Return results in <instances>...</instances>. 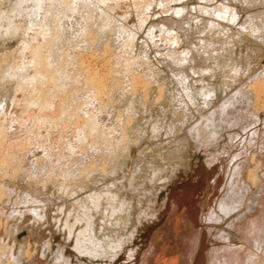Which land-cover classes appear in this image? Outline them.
<instances>
[{"label":"rangeland","instance_id":"374dc122","mask_svg":"<svg viewBox=\"0 0 264 264\" xmlns=\"http://www.w3.org/2000/svg\"><path fill=\"white\" fill-rule=\"evenodd\" d=\"M12 1L13 0H4L3 2H1L2 9H5L7 7L6 10L7 12H9V10L12 9ZM92 1L86 0L85 5L83 4V6L90 7V9H88V7L87 10L85 7L82 8V2H74L76 5L73 3L71 6L72 8L69 6L70 8L68 7L67 9V7H64L63 9L64 5L61 4L60 6V3L58 4V0L52 8V11L54 12L55 10H57L58 4L60 11L62 10L61 14L66 10V12L62 15L60 14V11L59 14L56 13L57 17H60V19L57 21L58 23L56 22L57 24L60 23L58 25V28L61 29L63 27L64 29H62V33H64V36H62V33L60 31V36L63 40L61 38L59 40L60 42H55L53 40L55 42L53 46L51 37L48 38L51 39L52 42L50 40L49 41L51 42L53 47H51V44H48L47 42V44L49 45H47L48 51H43L44 56L46 55L45 57L43 56L44 58L49 55V57H47V63L52 64H49L48 66L45 63L47 69L49 68V70L46 69V73H48L44 75V78L46 79L47 77L45 76H48L49 73L52 74L50 75L52 77H49V80L46 79L47 81L42 79V70L40 72L37 67L39 66L40 68V65H34L37 67V70H35L34 73L39 70L40 73L37 72L35 74H38V76H41L40 74H42L40 78L41 81L38 80L39 77L37 78V87H40V90L36 87L38 90L37 93H39V91H43L44 89L45 92H40V94L42 96H46H44V99H42L43 97L41 95H37L40 96L41 101L45 100V97L46 99L48 98L50 102L52 101L51 103H49L50 105L47 103V107L45 105L42 107L40 104L38 105V107L36 106V102L35 105L33 104V101V103L30 101L33 100V98L30 97L32 96L30 94H34L30 91V89L33 90V88L36 86V79H34L35 81L32 80L33 82H23V84H20L21 80H18L16 75L13 76L11 74L12 71H14L18 67V64L22 66L26 65L25 63L28 62L26 60L29 59L25 57L24 61L26 62H23L22 60L24 59V57L20 55V53H18V49L20 47L22 39L24 40L25 38H27L29 33L32 34L34 32L33 29H35L36 32L40 31L41 27L45 28H41V30L44 31H41L43 33H40L38 37L41 36V38H43L44 36H49L47 35L49 34L47 32H50L51 29H47L49 28V25L45 23L46 21L43 20L42 17H40L42 16V10L39 11L41 15H36V17L31 15L30 20L32 19V16L36 19V24H34L35 22L32 23L31 21H29L33 26L27 24V22V26L25 24H20L21 26L23 25V27H21L20 25L18 26V24L20 23L18 19H21V17L24 15L25 18L23 16V19L27 21L28 17H30V14L28 15V13H25L22 16L18 14L16 15L17 17L15 16V18L11 16V18H13L11 20L13 21V23L14 19L15 22L18 21L17 24H12L14 25L12 27L15 28L16 26H18L19 30H16L18 29V27H16L14 29L16 31L13 32V30H11L10 32H7L6 30V33L5 30H1L3 28H1L0 26V119L3 117V120H0V128H2L1 132H3L4 134L3 137L5 139V142L10 147V151L8 150L9 154L16 155L15 157H17V159L19 158L18 162L20 159V162H22L21 165H19L21 167L14 164L16 166V171L13 167L12 173V168L7 170L10 175L8 174L7 177H4V181L8 184L7 187L11 189L9 190L10 196L9 198L0 200V211H11L13 208H15V211H19V209L20 211H23L24 208H29L30 206V209H32L33 206L35 208L39 206L38 208L41 209L43 207V209L46 210H49L48 208H51L50 210L52 213L50 212V215L52 214L51 216L54 220L50 218L51 216H48L47 219H49V221L47 222V224H41L45 227H40V229L44 233V237H41V239L44 238L42 240H47L48 243L51 241V243L49 244H52L53 242L55 243L56 241H61L63 239V244L62 241L55 243V245L57 244L56 246H59L58 248L61 249L65 247V245L68 246L70 241L67 237V234L63 232L65 230L62 229L63 223H65L66 220L64 218L71 217L73 220V216L76 217L78 215H81V213H79L78 211H80V209L82 210V206L84 204H86V207L88 206L87 208H91L90 213L92 215L94 214L95 217L99 216L96 208H93L94 204L91 203V193H93V195H95L96 193H98L99 195L101 194L102 199H106L107 196H109V199L107 198V200L109 201L104 200L105 203H102V209H105L106 207L111 208L110 203H113L115 206H117L123 200L132 201L136 198V189L138 190L141 188L139 186H142L145 181L149 182L148 180L151 177L159 178V176L161 175V177H163L164 175L168 174L167 167L171 162L170 160L176 161L174 159H180V165L178 166L180 168L176 170L175 174L172 177V180L166 186L165 190L160 194L162 198L163 196H165L166 192H168L169 194L168 201L167 203H165L167 205L163 204L162 206H160L165 212L162 209H159L160 217L158 216V219L156 218L152 220L147 226L146 231L145 226H141L140 230H138V232H136L134 235L135 239H131L128 243L129 245L126 244L128 245V247L125 246L124 251H122L123 253H119V255L112 262L109 261L110 259H108L107 261L105 260V262L103 261V263L99 261L101 264H161L160 261H162L163 263V257L158 254L157 248L159 245L162 246L163 242H165L164 237L165 235H167L166 232L170 230V232L172 234H176L177 237L181 234L188 233V216L185 217L184 215H187L189 213L197 214V212H202L203 214H205L206 212H208L209 204L212 202V200L214 201L220 196L222 186L225 182V169H223V166L227 163V155H225L224 157L220 156V160L214 166H204V158H202L203 152H200L199 149H196L195 147L197 146L193 147L190 146V144H180L182 140L185 141L184 136L189 133V130L193 126V124L200 122V118H206L210 110L212 109H210V107H217L220 103L221 98L223 97V94H220L218 92V99H216L213 105L209 107L208 105L203 103L204 101L202 99V96L197 94L198 90L201 89L203 84L215 86L217 87V90H219L220 85L225 82V78H228V81L231 80L229 76H231L230 74L232 73V69L234 67L242 68L241 75L238 79H236V83L231 82L233 84L232 86L228 84V94L244 87L246 81L250 83L251 79H255L256 77H258V75L262 74L264 76V42L259 39L254 33L250 31H242L241 28H238L240 26H237L235 24H232L233 26L230 25L228 27L229 30H227V28L225 30L224 28L225 32H227L226 34L223 30L222 32H224V34L222 32H219L217 36L215 34L217 31L213 30L212 32V30L208 28V25L214 19V21L219 20L227 26V24H225L226 21H223V19L221 18L218 19V17L216 18V15H214V13L211 14L210 11L209 13L203 12L202 5L204 7L207 6V8L212 11L215 8H218L220 6L222 7L224 5L226 7L235 8L238 16H243L246 19L249 17L248 19L251 23L255 22V25L259 27V29L263 30L264 0H174L173 2L172 0H169V2L167 1L168 3H166L165 5H161L160 2L162 0H151V7H149L150 9L148 8V11L146 12L142 11V8L139 9L140 7H137L133 0H120L119 4H114L116 5L115 7L112 3V6L114 8L110 3L106 2L105 0H101L102 2H104H97L100 5V9H98V4L96 7L95 0ZM168 6H172V9L174 7L186 8L188 11L184 14L187 15L184 16V14L182 15L181 13L179 14V16H177L178 14L174 12L175 8L171 10V8ZM54 8L55 10H53ZM165 9L167 10V12H165ZM169 9L171 10V12L168 11ZM92 10L96 14L92 13ZM97 10L99 11V13ZM102 10H105L106 14H110V18L108 15H104L105 12ZM100 11L104 14H100ZM87 12H91V15L89 16ZM142 14H144L145 19L143 18V22L141 23L143 16ZM52 15L54 17L56 16L55 14ZM37 16L41 18L43 22L40 23L41 20L37 18ZM105 16L107 21L109 18L108 23H105ZM54 17H52V19ZM89 17L91 20L87 19ZM55 18L54 21L57 19ZM103 18L105 19V21L103 20ZM111 19H113L112 22H110ZM22 20L20 21L22 22ZM2 21L4 22H0L5 24L10 20H7L6 22L5 20ZM25 21L23 20V23ZM37 21H39L41 27L39 23H37ZM86 21L88 24L85 23ZM51 23L54 24L55 22ZM117 23L120 24V26L122 24L121 29H124L121 30L120 26H118ZM46 24L48 25L47 28ZM83 24H87L86 26L90 24V29L93 27L92 29L96 30L95 33H97L93 35L96 37H102L96 38L93 35H89V32L91 31L90 29V31L88 29V31L86 30L88 34L84 30L85 35L87 34L89 36L86 35L87 37H84L85 35L82 34V37L81 32L84 33V31H82V27L84 26ZM28 25L29 27H31L28 28ZM86 26H84V29L89 28ZM25 27L26 30L29 29L28 32L25 31ZM125 28H127L129 32ZM164 28L174 30V32L178 35V41L172 42L169 39L159 37V33L162 34L160 31L164 30ZM100 31H103L104 34ZM98 32H100L99 35ZM153 32L155 35H153ZM220 33L222 35L219 36ZM125 35H129V37H131L130 43L127 42L130 40V38H127V41L126 39L124 41V38L127 37ZM223 35H225L226 38H224ZM81 37L86 38L87 41L85 39H82ZM88 37L92 38V42L88 41ZM41 38H34L33 41L38 42L37 39L40 40ZM95 39L100 42L96 43ZM82 40H85L86 43ZM225 40L226 42H224ZM87 42H89V44H87ZM105 47L108 49L106 50ZM186 49H190L192 52L189 56L190 60H186L185 62H183V52L184 50L186 51ZM181 55L183 57H181ZM49 59H51L50 61L52 62H50ZM18 60L22 63H19ZM83 64H89L90 68L92 67V69L98 73L101 72L100 75H102L103 79L105 78L104 83L106 90L100 96L101 98L95 97V99L91 95V91H89L90 88H87L88 86L85 81V73H83L84 71L81 68ZM244 71H247V73L245 74ZM61 72L63 75L61 74ZM56 73L58 74V76H56ZM184 74L186 75V77L183 76ZM53 75H55L54 77L56 81V78L58 77L59 79L62 78L65 80L62 81V79H58V81H61L63 84L57 82L58 85L62 86L63 88L59 87L57 84L53 85L54 83H56L55 81L54 83H52V81L54 80ZM134 75H136V77H139L141 75L139 79L141 78L142 82L140 79V82H137V85L134 84L133 86H131L133 83L131 80L133 77H135ZM180 75H182L184 78H182V76ZM51 78L53 79L51 80V82H49ZM47 82L50 85H48ZM44 83H47L45 84L46 86L43 85ZM184 83H188L189 86L188 84L184 85ZM51 84L54 86L53 88L50 87ZM47 86H49V88ZM190 86L194 89V91L196 90L197 93L194 92L196 95H194V97L196 98L193 97L192 99L190 94H188L187 89H189ZM46 89H49L48 92H46ZM185 90H187V92ZM49 94L52 98L51 100L50 97H48ZM37 95L35 93V97ZM89 95H91L92 98ZM197 96L199 99L197 98ZM44 116L45 118L46 116L49 118L52 116L51 118L54 119L53 122L45 124L40 122L39 118H44ZM87 119L92 121L91 126L89 125L91 123L90 121H88L89 124L86 123ZM94 128L96 131L94 130ZM237 130L240 131L239 128H237ZM82 133L86 135L82 136ZM237 139H239V136L237 137ZM193 144L195 145V143ZM11 152H13V154H11ZM171 152L173 153L174 159L172 158ZM260 156L261 160L264 162V154H261ZM25 158L27 160H25ZM37 158H39L40 160ZM37 160L40 161L38 163H44L43 166L39 167V165L41 164L33 162H37ZM183 160L185 162L182 163V165L181 162H183ZM33 163L35 165H32ZM35 166L42 169L41 171L39 169V175H35L33 178V173L30 172V169L31 171H33L35 169ZM17 167L19 168L17 169ZM159 170H161L162 172H160ZM68 171L70 174L68 173ZM153 171H156V174ZM131 178H133L132 184H130L129 182ZM203 180H205V182ZM201 183H204V185H201ZM214 184H217L215 188L213 186ZM192 186H197V191L202 190L200 186H203L204 189L199 196L196 195L198 193H196L195 191V197L197 196V200H195L196 202L193 205L187 207L186 210H184V212L186 213H183L182 216H184L185 218L181 219L182 216H180L178 221V203L181 199L177 200V206L175 204H172L173 202L171 199H173L174 193L179 189H182L184 187L193 188ZM256 188L257 187L252 186L253 191H255ZM108 192H112L113 195L110 194V196ZM27 194L31 195V198H33L32 196H34L33 200L36 199L37 201L35 200L34 202L30 198L34 202L33 203L31 201L33 204L30 201L28 203L24 202L23 204H21L23 202V199H26ZM114 195L115 197H113ZM37 197H39L42 201ZM110 198L112 201V198H114V201H110ZM200 198L203 200H201ZM15 200L16 203L14 204ZM37 202H44L45 205L44 203H40L39 205V203ZM76 204L83 205H78L77 207ZM163 206H165V209ZM192 206L194 208H191ZM198 206L201 207L198 208ZM21 208L23 209L21 210ZM187 209L190 210L187 211ZM29 211L31 210L27 211L25 209V213L27 212L25 216H29L27 217V220L31 219L30 222H33L32 218H30V215H28L30 214ZM68 211L69 213L73 214V216L71 214L70 216L68 214ZM64 214L65 217L62 218ZM122 217H126V214H122ZM52 226L54 230L52 229ZM207 226L209 228L210 225ZM214 227L215 226H212L211 228ZM57 229L59 230V232L61 230L60 234H58ZM46 230L49 232L48 235ZM49 235H51V237ZM201 235H203V238L201 237V248H198L199 250H197L198 254L196 255V258L197 260H199V263L201 262L202 264H205V257L201 253V250L203 246L205 248L208 247L207 240H205L204 243V235L205 239L207 235L203 232ZM20 236L22 237L23 234H21ZM54 236L58 238L52 239ZM64 236L67 238H65ZM66 239L69 241H67ZM238 240L239 239H237V241ZM131 241L133 244L130 243ZM237 241L234 243V245L238 243ZM64 242L68 243L66 244ZM135 242L138 244H136ZM60 243L63 245V247ZM177 245L178 244H176V246ZM18 247L19 251L23 252V250L25 249L24 247H26V243H23V241H18V246L15 247L16 252ZM57 247L56 250L51 248L47 252H42L41 247L40 249L32 248L29 255H22L21 263L41 264V261L43 260L42 264H58L56 262H53V255L55 254V251H57ZM68 247L71 248V246ZM236 247L237 248L234 251L235 253L233 254H238L237 252H239L240 255H244L245 252L254 254L251 251H255L252 247L242 243L236 244ZM20 248L23 250H20ZM65 248H63L62 250H64ZM129 248L130 250H128ZM53 250L55 251L53 252ZM179 250L180 249H178V251L174 250V254L170 259V262H172V264H181L178 254ZM262 250H264V248ZM129 251L133 252V255L130 256L131 258H129V254L131 253ZM263 252L264 251L260 250L259 253L255 254L247 264H264ZM44 255H46V258H44ZM81 258L80 260L82 261H80L79 258L76 260L75 257H72L71 263L73 262V264H75L78 262L77 264H95L94 261ZM160 258L161 260H159ZM229 262V264H232V259H230Z\"/></svg>","mask_w":264,"mask_h":264},{"label":"bare ground","instance_id":"6f19581e","mask_svg":"<svg viewBox=\"0 0 264 264\" xmlns=\"http://www.w3.org/2000/svg\"><path fill=\"white\" fill-rule=\"evenodd\" d=\"M3 1L4 0H0V7L2 5L1 2H3ZM54 1L55 0H13L12 4H11L12 9L11 8H10L11 10L8 9L9 12H7V10H6L7 7L5 9L4 8L2 9V7H1V9H0V21L1 22H4L2 20H5V22L7 20L11 21L18 14H20L21 16L25 13H28V15L30 14L29 15L30 17H28L29 20L26 18L27 21H25V19H23L24 15L21 17V19L19 18L20 20L23 19L25 22L23 23V20L21 22L18 19V21L20 22L18 24V26L20 24L26 25V22H27V24H30V25H31V22L32 23L35 22L34 24H36V19L34 17H36V15H41L39 13V11L42 10V16H40V17H42V19L46 21L45 23H47L49 25V28H47L48 25L46 24V28L48 30L51 29L50 32H47V33H49V34H47L49 36H44V37L42 36L43 38H41V36H39L41 38L40 39L41 41L39 39H37L38 42L37 41L34 42L33 41L34 38H39L38 35H40V33L41 34L43 33L41 31H44V30H41L42 27L40 24L41 22H43V20H41V18H39L37 16V18H39L41 20L40 23H39V21H37V23H39V25L41 27L40 31H37L39 34L35 31V29H33L34 32L32 34L29 33L27 38H25L24 40L22 39V42L20 43V47L18 49L19 50L18 53H20V55H22L24 57V59L22 60L23 62H26V61H28V62L25 63L26 65H23V66L18 64L17 68L14 66L16 69L15 70L12 69L14 71H12V73H11L13 76L16 75L18 80L22 81V82L20 81V84H23V82H31L34 79H36L35 83H37L38 77H39L38 80L41 81L40 78H41L42 74H43L42 79H44V80H46V79L49 80V77H52V76H50L52 74L49 73L48 76H45L47 78L46 79L44 78V75H46L48 73V72L46 73V71L49 70V68L47 69L46 64L48 66H49V64L50 65H52V64L47 63L48 62L47 57H49V55H48L49 53L47 54L48 56L46 58H44L46 55L44 56L43 51L44 50L48 51V49H47L49 46L48 44H51V42L53 40L56 42V41H59L61 38L60 35L62 33L63 27L60 29V28H58V25L60 23L57 24L58 23L57 21L60 19V17L58 18L56 15V13L59 14V11H60L58 4L60 3V6H61V4H63L64 5L63 9H64V7L65 8L67 7V9H68V7L69 6L71 7L74 2L75 3L76 2H82V4H81L82 8L85 7L86 10L89 7V6L88 7L83 6V4L85 5L86 0H58L57 10H55V8H56V5H55V8L53 9L55 11L53 12L52 8L54 7V4L57 3L56 2L57 0L55 2ZM105 1L110 3L111 6H112V3L114 5L117 3L119 4V2H120V0H105ZM167 1L169 2V0H162L160 3H161V5L162 4L165 5L166 3H168ZM173 1L174 0H172V2ZM95 2H96L95 3L96 7L98 4V6H99L98 9H100L99 3H101L102 1L101 0H97V1L95 0ZM97 2H99V3H97ZM133 2L137 5V7H140L139 9L142 8V11H144V12L148 11V8L151 7L150 6L151 0H133ZM108 3H106V4H108ZM4 4H6V3H4ZM86 5H88V4H86ZM111 6H109V7H111ZM115 6L116 5H114V7ZM168 7H170V6H168ZM202 7H203L202 8L203 12L209 13V11H210L211 14L214 13V15H216V18L218 17V19L221 18V19H223V21L228 22V23L225 22V24H227V26H226L222 22H220L219 20L214 21V19H213V21L208 25V28L210 30H212V32H213V30L217 31L216 33L214 32L216 35L219 32H222L224 30V28H225V30H226V28H227V30H229L228 27L230 25L233 26L235 24L237 26L239 25L240 27H238V28H241L242 31H245V32L250 31V32L254 33L259 39H261L264 42V35H263L264 29L263 30L259 29V27H257L255 25V22L251 23L248 19L249 17L246 19L243 16H238L235 8L226 7L224 5L222 7L220 6L218 8H215L212 11V10L208 9L207 6L204 7L202 5ZM58 8H59V10H58ZM19 9H21V10H19ZM88 9H90V7ZM173 9L171 8V10H173ZM108 10H109V8H108ZM171 10L169 9L168 11L171 12ZM61 11H60V14H61ZM94 11H95V9H94ZM94 11L92 10V13H95ZM102 11L105 12V10H102ZM187 11L188 10L186 8H182V7H180V8L176 7L174 10V12L176 14H178L177 16H179V14H181V13L183 15ZM65 12H66V10H65ZM65 12H63V13H65ZM165 12H167V10ZM90 13L91 12H89V13L87 12V14H89V16L91 15ZM98 13H99V11H98ZM52 14H55L56 15L55 17L57 19ZM100 14H104V13L101 12ZM144 14H142L143 16L141 15L142 16L141 23L143 22ZM31 15H33L34 17L32 16V19L30 20ZM104 15H108V13L106 14V12H105ZM186 15L184 14V16H186ZM11 16L13 18H11ZM51 16L54 17L56 20L54 21V18L52 19ZM58 16H60V15H58ZM145 17H147V16H145ZM239 17H240V20H239ZM24 18H25V16H24ZM109 18H110V16H109ZM109 18H108V21H109ZM182 18H183V16H182ZM87 19H90V17ZM105 19H106V16H105ZM105 19L103 18L104 21H105ZM112 20L113 19H111L110 22H112ZM10 21L9 22L7 21V23H5V24L0 22L1 23L0 26H1V28H3L1 30H3V31L5 30V32H6V30H7V32H10L11 30H13V32L16 30H19L18 26H16V27H18V29H16V30H14L16 27L15 28L12 27V26H14L12 24H14V23L17 24L18 21L15 22V19H14V23H13V21H11V23H10ZM29 21H31V22H29ZM101 21H102V19H101ZM108 21L106 19L105 23H108ZM51 22H55V23L57 22L56 23L57 25L55 23L53 24ZM45 23H44V25H45ZM85 23H87V21ZM87 24H83V25L86 26ZM99 24H100V22H99ZM196 24H198V23H196ZM256 24H258V23H256ZM31 26H33V25H31ZM84 26L82 27L83 28L82 31H84V30L86 31L87 29L89 30L91 27V25L89 24L88 26H86L89 28L84 29L85 28ZM118 26H120V24H118ZM121 26H122V24H121ZM121 26H120V29H121ZM263 26H264V24H263ZM21 27H23V25ZM30 27L28 25V28H30ZM43 28H45V27H43ZM92 28L90 29L91 31L89 30L90 31L89 35L97 34V33H95L96 30H93ZM22 29H24V28H22ZM123 29L124 28H122L121 30H123ZM125 29L127 30V28H125ZM209 29H207V30H209ZM28 30L29 29L26 30V27H25V31L28 32ZM225 30H224V32H225ZM233 30H234V28H233ZM3 31H1V32H3ZM25 31H23V32H25ZM60 31H61V33H60ZM85 31H84V33L80 31L81 35L82 34L85 35ZM93 31H94V33H93ZM91 32H92V34H91ZM100 32H102L104 34L103 31H100ZM100 32H98V35ZM123 32H125V31H123ZM160 32L162 34L159 33V37L169 39L172 42L178 41V35L174 32V30L164 28V30H161ZM224 32H222V33L224 34ZM226 33L227 32H225V34ZM87 34H88V32H87ZM103 34H101V35H103ZM83 35H82V37H83ZM86 35L84 37L89 36V35H87V36ZM153 35H155L154 32H153ZM220 35H222V34L220 33L219 36ZM62 36H64V33H62ZM125 36H127V35H125ZM50 37H51L52 41H51V39H48ZM90 37H88V39H89L88 41L92 42V40H91L92 38H90ZM94 37H96V36H94ZM101 37L102 36H100V37L98 36L96 38H101ZM223 37L226 38L225 35H223ZM127 38H130V40L127 41ZM82 39L86 40V38H82ZM125 39L128 43H130L131 37H129V35L126 38H124V41H125ZM85 40H82V41L85 42ZM95 40H96L95 41L96 43L100 42V41H97V39H95ZM54 41L52 42L53 46L55 44ZM179 41H180V39H179ZM47 42H48V44H47ZM89 42H87V44H89ZM224 42H226V40ZM93 43H94V41H93ZM52 44H51V47H53ZM107 49L108 48H106V50ZM104 52H105V50H104ZM191 52L192 51L190 49H188V50L186 49V51L184 50V52H183L184 57L181 55V57H183V59H182L183 62H185L186 60L187 61L190 60L189 56L191 55ZM107 56H109V55H107ZM23 57H21V58H23ZM25 57L29 58V59L24 61ZM50 60L51 59H49V61ZM107 60H108V58H107ZM20 62L21 61H19V63ZM50 62H52V61H50ZM38 64L40 65V68H39V66H37ZM34 65H36L38 67L40 72L42 70V72H41L42 74H40L41 76H38V74H35L37 72L40 73L39 70L34 73V71L37 70L36 69L37 67ZM53 66H54V64H53ZM11 68H13V67H11ZM81 68L84 71L83 73H85L84 74L85 75V81H86V84L88 86L87 88H90L89 91H91V95L94 98L100 97L106 90L105 83H104L105 78L103 79L102 75H100L101 72L98 73L95 70H93L92 67L90 68L89 64H86V65L83 64ZM241 70H242V68H238V67L235 68L234 67L232 69V73L230 74L231 76H229L232 81L231 80L228 81L229 79L225 78V82L220 85L219 90H217V87L210 86L209 84H207V85L203 84L201 89L198 90V93L196 92V90L194 91V89L191 88V86L189 89H187L188 94H190L192 99L195 95L194 92H196L197 94L202 96V99L204 101L203 103H205L209 107L213 105V103L215 102L216 99H218V96H219L218 92L220 94H223V97L221 98L219 105L217 107H210V109L211 108L212 109L210 110L207 117L206 118H200V122L193 124V126L189 130V133H187L184 136L185 141L182 140L183 142L181 141L180 144L181 143L184 145L190 144V146H193V147L197 146L195 148L199 149L200 152H203L202 158H204V161H203L204 166H206V165H208L210 167L214 166L220 160V156L224 157L225 155H227V158H226L227 163H226V165L223 166V169H225V178H224L225 182L222 186L220 196L217 199H215L214 201L212 200V202L209 204L208 212H206L205 214H203L202 212L201 213L197 212V214L196 213H194V214L189 213L187 215H184L185 217L188 216L187 217V224H188V230H189L188 233L181 234L177 237L176 234H172L170 232V230H168L166 232L167 235H165V237L163 236L165 242H163L162 246L159 245L157 248L158 254H160V256L163 257V259H162L163 263H162V261H160L161 264H172V262H170V259L174 254V250L178 251V249H180L178 254H179V259H180L181 264H202L201 262L199 263V260H197V258H196V255L198 254L197 250H199L201 248V243H202V238H203L202 237L203 235H201L202 232L207 235L206 239H205V235H204V243H205V240H207V243H208V247L205 248L203 246L202 250H201V253L205 257V261H204L205 264H229L230 259H232V262H233L232 264H247L255 254L259 253L260 250L264 251V250H262L264 248V162L261 160V156H260L261 154H264V76L262 74L258 75V77H256L255 79L252 78L250 83L248 81H246L244 87L238 89L237 91H235L233 93L228 94L227 93V90L229 88L228 84H230L232 86L233 84L231 82L236 83V81H237L236 79H238L241 75ZM244 73L246 74L247 71H244ZM61 74H62V72H61ZM54 76L55 75H53V77ZM56 76H58V74ZM65 76H66V74H65ZM65 76H63V77H65ZM69 76H67V77H69ZM134 76L135 77H133L131 80L133 82V83L131 82L132 83L131 86H133L134 84L137 85V82H140V79H141V78L139 79V77L141 75L139 77L138 76L136 77V75H134ZM180 76H182V75H180ZM183 76L186 77L185 74ZM183 76H182V78H184ZM59 77H60V73H59ZM59 77L56 78L57 81L55 80V77H54V80L52 81V83H54V81L56 83H54L53 85H55V84L58 85V83L63 84L61 81H58ZM52 79L53 78H51L49 82H51ZM61 79L62 78H60L59 80H61ZM62 81H65V80L62 79ZM141 82H142V79H141ZM47 83H44L43 85L46 86L45 84H47ZM64 84H65V82H64ZM138 84H141V83H138ZM187 84L184 83V85H187ZM48 85H50V84L48 83ZM53 85L51 84L50 87L53 88L54 87ZM37 86H38V83L33 88V90L30 89V91L34 93V94H30V95H32L30 97L33 98V100H30V101L31 102L33 101L34 103L33 102L32 103L35 105L37 103L36 106H38L40 104L42 107L44 105L46 106L49 103H51L52 101L50 102L48 98L46 99V97H45V100L41 101L40 96H38L37 94L41 95L40 92H43L44 89H43V91H39V93H37L38 92L37 88L40 90V87H37ZM58 86L62 87L60 85H58ZM188 86H189V84H188ZM47 87L49 88V86H47ZM46 90H47L46 92H48L49 89H46ZM187 90H185V91L187 92ZM35 93L37 95L36 97H35ZM49 93H51V92H49ZM33 95H34V97H33ZM91 95H89V96L91 97ZM44 96H46V95H43L42 99H44ZM48 97H50V94ZM189 97H188V99H189ZM194 98H196V97H194ZM197 98H198V96H197ZM51 99L52 98L50 97V100ZM190 100H191V98H190ZM51 110H53V109H51ZM54 111H56V110H54ZM61 112H64V111H61ZM37 114H38V112H37ZM52 116H53V114H52ZM51 117L49 118L46 116V118H45V116H44V118H39V121L44 123V124L53 122L54 119ZM1 119L3 120V117ZM89 119H87L86 123H88V121H90ZM56 121H57V119H56ZM90 122L91 123L90 124L88 123V124L91 126L92 121H90ZM237 128H239L240 131H238ZM1 129L2 128H0V200H4L5 198H9V196H10L9 190H11L7 187L8 184L4 181V179H5L4 177H7L8 174L10 175V173H8L7 170H9L12 167L15 170L16 166L14 164L19 166V165H21L22 162H20L21 159L19 160L20 163L18 162L19 158L17 159V157H15L16 155H14L13 152H11V154H13L14 156L9 154L8 150L10 151V147L5 142V139L3 137L4 134H3V132H1ZM94 130H95V128H94ZM82 134H83L82 136L86 135L84 133H82ZM238 136H239V139H237ZM80 137H81V134H80ZM82 138H84V137H82ZM191 140L195 141V142H192ZM193 143H195V145ZM199 154H201V153H199ZM171 155H172V158L174 159L172 152H171ZM43 157H44V155H43ZM37 159H39V158H37ZM25 160H27V159L25 158ZM174 160H176V161L170 160L171 162L168 164V167L166 165V167L168 169V174L164 175L163 177H161L162 176L161 175V176H159V178H157V177L152 178L151 177L148 180L149 182L145 181V183H143L142 186H139L141 188L138 190L136 189V191H135L136 198L133 199L132 201L123 200L117 206H115L113 203L112 204L110 203L111 208L106 207L105 209H102V206H101L102 203L104 202V200H107V198L109 196H107L106 199H102L101 194L99 195L98 193H96L97 194V196H96V194L93 195V193H91V198H90V200L92 199L91 203L94 204V205L92 204L93 208L94 209L96 208L97 212L99 213V216L95 217L94 214L92 215L90 213L91 208H87L88 206L86 207L85 206L86 204H84V205L81 204V205H83L82 210L80 209V211H82V212L78 211L79 213H81V215H78L76 217L73 216V214L69 213V211H68V214L69 215L71 214L74 217V219L72 220L71 217L64 218L66 220H65V223H63L62 229H64L65 231H63V230L62 231L67 234V237L69 238L70 241L67 239L66 240L69 241L68 246H71V248H69L67 245H65L66 248L63 247V245H62L63 239L61 237L60 238L62 239L61 240L62 244L61 243L60 244L65 249L62 250L63 248H61V249L58 248L59 246L57 247L56 246L57 244L55 245V243L61 242V241H56L55 243L54 242L53 243L57 247V251H55L56 247L53 245V243L49 244V243H51L50 240H49L50 242L48 243L47 240L46 241L42 240L44 238L41 239V237H44V233L42 232L40 227L43 226V225H41L42 223L47 224V222L49 221V219H47V218H48V216L50 217L52 215V214L50 215V212H51L50 209L51 208H48L49 210H46V209H43V207L41 209V208H38L39 206H37V208H35L33 206L32 209H30L31 208V206H30L29 208L28 207L24 208V209L21 208V210L23 209V211H20V209H19V211L18 210L15 211V208H13L14 210L12 209L13 211L12 210L11 211L10 210L9 211H6V210L0 211V264H22L21 263L22 255H24V254L29 255L31 253L32 248L40 249V247H41L42 252H47L49 249L55 247V248H53V249H55V250H53V252L55 251V254L53 253L54 254L53 257H54L55 261L53 260V262H56L58 264H73V262L71 263L72 257H75L76 260L78 258L80 260V258L82 257V258H85L86 260L88 259V260L94 261L95 264H101L100 262L103 263V261L105 262V260L107 261L108 259H110L109 261L112 262L119 255V253L124 251L125 246L128 247L129 241L133 238L135 239L134 235L136 232H138V230H140L141 226H145V231H146L147 226L150 224V222L152 220L156 219L158 216L160 217L159 213H160V210L162 209L160 206H162L163 204L167 205L165 203H167L168 197H169L168 192L165 193V196H163V198L160 196V194L162 191L165 190L166 186L170 183V181L172 180V177L175 174L176 170H178L180 168L178 166L180 165L179 161H181V160L180 159H174ZM22 161H23V159H22ZM30 161H31V159H30ZM33 162L38 163L40 161L37 160V162H35V161H33ZM184 162L185 161L183 160V162H181V164ZM34 163L32 165H35ZM38 164H41V163H38ZM43 164L39 165V167L43 166ZM222 164H223V162H222ZM19 167H21V166H19ZM19 167H17V169ZM37 167H38V165H37ZM37 167L35 166V169L33 170L35 172L31 171V169H30V172L33 173V175H32L33 178L35 175L38 176L39 175V173H38L39 169H40V171L42 169V168H37ZM13 168L11 169L12 170L11 173L13 172ZM156 171H153V172L156 174ZM159 171L162 172L161 170H159ZM68 173H69V171H68ZM150 175H152V174H150ZM65 176H68V175H65ZM29 177H30V175H29ZM213 178H215V177H213ZM132 180H133V178H131L129 180L130 184L133 183ZM207 180H208V178H207ZM203 181L205 182V180H203ZM60 182H62V181H60ZM211 184H212V182H211ZM201 185H204V183L203 184L201 183ZM213 186L215 188L217 186V184H214ZM252 186L257 187L255 189V191H253ZM192 187L193 188L184 187L182 189H179L178 191H176L174 193L173 199H171L173 202V203L172 202L171 203L173 205L175 204L176 206L178 203L177 200L178 199L182 200V201L180 200L181 205H180V202L178 203V206H179V208H178L179 209V211H178L179 216L177 218L178 221H179L180 216H182L183 213H186V212H184V210H186L187 207H189L190 205H193L196 202L195 200H197L196 199L197 196L195 197V194H194L195 191H196V193H198L196 195L199 196L204 189L203 186H200V188L202 190L197 191V189H198L197 186H192ZM7 188H8V190H7ZM61 189H62V187H61ZM11 192H13V191H11ZM108 193H109V195L110 194L113 195L112 192L111 193L108 192ZM102 195H105V194H102ZM207 195H208V192H207ZM26 196H27L26 197L27 201L24 198L23 202L21 204H23L24 202L25 203H28L29 201L31 202L34 198V196H32L33 198H31V195H28V194ZM98 196H100V197H98ZM89 197H90V195H89ZM113 197H115V195ZM37 198L40 199L39 197H37ZM20 199H21V197H20ZM112 199L114 201V198H112ZM16 200H15L14 204L16 203ZM35 200H33V201L35 202ZM201 200H203V199H201ZM201 200H200V202H201ZM79 201H82V200H79ZM107 201H109V200H107ZM110 201H112L111 198H110ZM37 203H39V202H37ZM40 203H44V202H40ZM40 203H39V205H40ZM41 205H43V204H41ZM44 205H45V203H44ZM78 205H80V204H78ZM78 205H77V207H78ZM24 206H25V204H24ZM106 206H107V204H106ZM47 207H49V206H47ZM84 207L87 209H85ZM158 207H160V208H158ZM163 207L165 209V206H163ZM200 207L198 206V208H200ZM191 208H194V207L192 206ZM16 209H18V208H16ZM25 209L27 211L31 210V211H29L30 214H28V215H30V218H32L33 222H30L31 219L27 220L28 219L27 217H29V216H25V214H27V212L25 213ZM94 209H92V210H94ZM76 210H77V208H76ZM189 210L190 209H187V211H189ZM71 212H72V210H71ZM92 213H95V212H92ZM122 214H126V217L123 218ZM184 216H182L181 219L185 218ZM63 217H65V214H64V216H62V218ZM50 218L53 219L52 216ZM196 220L199 223H197ZM195 222H196V224H195ZM50 223H51V221H50ZM51 225H52V223H51ZM207 225H210L209 228ZM212 226H215V227L211 228ZM59 227H60V225H59ZM175 227H177V226H175ZM175 227H173V228H175ZM42 228H45V227L43 226ZM46 229H48V228H46ZM52 229H53V226H52ZM176 230H177V228H176ZM46 232L48 235L49 232L47 230H46ZM60 232H61V230H60ZM60 232L58 230V234H60ZM21 234H23L22 237L20 236ZM49 236L51 237V235H49ZM50 237H47V238H50ZM67 237H65V238H67ZM36 238H38V239H36ZM39 238H40V240H39ZM54 238L57 239L58 237L54 236L52 239H54ZM237 239H239V240L237 241ZM18 241L19 242L23 241V243H26V247H24L25 248L24 250L20 248V250H23V252L21 251L22 253L19 251V247L17 248V252L15 251L16 250L15 247L18 246ZM52 241H55V240H52ZM236 241L239 244L242 243V244H245L247 246L252 247L256 252L252 250L251 252L254 254H250V253L245 252L246 254L244 253V255H240L239 252L236 251L238 254H233V253H235L234 251L237 248L236 244H238V243H236L234 245V243ZM64 243H66V242H64ZM130 243H132V241ZM126 244H128V245H126ZM136 244H138V243H136ZM176 244H178L179 246L177 245L178 246L177 247ZM58 245H59V243H58ZM243 249H244V247H243ZM128 250H130V248ZM157 250H156V253H157ZM129 252H131V251H129ZM132 253L133 252H131L129 254V258H131L130 256L133 255ZM42 254H44V253H42ZM45 256L46 255H44V258H46ZM159 260H161V258ZM42 261H41V264H42ZM80 261H82V260H80ZM77 263H75V264H77Z\"/></svg>","mask_w":264,"mask_h":264}]
</instances>
